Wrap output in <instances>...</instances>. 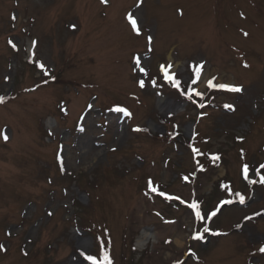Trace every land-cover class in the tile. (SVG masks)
I'll use <instances>...</instances> for the list:
<instances>
[{
    "label": "rangeland",
    "instance_id": "obj_1",
    "mask_svg": "<svg viewBox=\"0 0 264 264\" xmlns=\"http://www.w3.org/2000/svg\"><path fill=\"white\" fill-rule=\"evenodd\" d=\"M0 97V264H264V0H0Z\"/></svg>",
    "mask_w": 264,
    "mask_h": 264
},
{
    "label": "snow or ice",
    "instance_id": "obj_2",
    "mask_svg": "<svg viewBox=\"0 0 264 264\" xmlns=\"http://www.w3.org/2000/svg\"><path fill=\"white\" fill-rule=\"evenodd\" d=\"M102 2L107 3V0H102ZM129 20L131 21L133 28H134L137 32H139V28L137 27V22H136V20L131 16V14H129ZM73 27H75V26L73 25ZM245 35H247V34L245 33ZM13 47H15V45H13ZM137 63H139V60H137ZM40 67L43 68L44 65L41 63V64H40ZM168 67H171V65H169ZM142 70H143V69H142ZM165 75H166V78L169 79V80L173 83V85H174L175 87L179 88L180 81L175 80L172 76H168V75H167V72H165ZM140 86H141V87L144 86V81H143V80L140 81ZM208 86H209L210 88L219 89V90H224V91H229V92H241V91H242V88H241V87L234 86V85H230V84H217V83H214L212 80L208 81ZM196 95L201 96V97L203 96V94L200 93V92H196ZM189 98H191V96H189ZM2 102H3V98L0 97V103H2ZM200 106L203 107L204 105L201 104ZM225 107L231 109V108H233V105H225ZM117 110H118V111H125V112L127 111L126 109H117ZM136 130H137V131H140V129H136ZM3 138H4L5 140H7L8 137H7L6 134H4V135H3ZM218 158H219V157H215V159H218ZM261 167L264 168V165H261ZM244 173H245V178H247V174H248V166H247V165L244 166ZM149 183H150V185H151V182H149ZM261 183H264V177L261 178ZM153 190H156V189H153ZM161 195H163V193H161ZM237 195L239 196V200H240V202H241V203H244V201H245V197H244L243 195H240V194H237ZM229 202H230V201H225L224 203H229ZM190 207H192V208H194V209H197V211H196V215H197V217H198L199 219H201V220L204 219V216L201 215V213H200V211H199V206H198L197 204H192V205H190ZM50 214H51V213H50ZM212 215H216V212H213ZM257 215H258V214H257ZM246 219H251V217H247ZM204 231L207 232V231H209V229L205 228ZM196 238L200 239V238H202V236H200V235L198 234ZM3 248H4V246H3V245H0V249H3ZM260 251H261V252H264V247H262V248L260 249ZM86 258H87L88 260L92 261L93 264H98V262H97V260H96V257H93V256H87ZM104 259H105V261H107V264H111V261L109 260L107 253H105Z\"/></svg>",
    "mask_w": 264,
    "mask_h": 264
},
{
    "label": "bare ground",
    "instance_id": "obj_3",
    "mask_svg": "<svg viewBox=\"0 0 264 264\" xmlns=\"http://www.w3.org/2000/svg\"><path fill=\"white\" fill-rule=\"evenodd\" d=\"M209 78H208V75H206L205 77H203L201 80H200V82H199V87L200 88H204L205 86H206V84H207V80H208ZM161 102V101H160ZM162 103H160V105H161ZM165 106V105H164ZM164 106L163 105H161V108L163 109L164 108ZM225 209V208H224ZM224 209H222L221 210V212H220V214L222 213V211L224 210ZM220 214H219V216H220ZM151 241V234H150V232L149 231H147V230H144L143 232H142V234H141V237L138 239V241H137V247L140 249V250H143L148 244H149V242ZM177 242V241H176ZM178 243V242H177ZM80 244H81V246H84L83 244H82V242H80Z\"/></svg>",
    "mask_w": 264,
    "mask_h": 264
}]
</instances>
